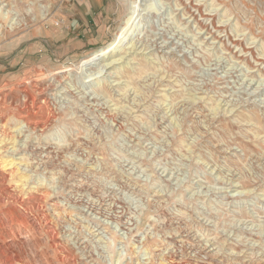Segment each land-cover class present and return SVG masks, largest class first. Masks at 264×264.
Returning <instances> with one entry per match:
<instances>
[{
  "label": "rangeland",
  "instance_id": "374dc122",
  "mask_svg": "<svg viewBox=\"0 0 264 264\" xmlns=\"http://www.w3.org/2000/svg\"><path fill=\"white\" fill-rule=\"evenodd\" d=\"M0 171L33 264H264V0H0Z\"/></svg>",
  "mask_w": 264,
  "mask_h": 264
},
{
  "label": "bare ground",
  "instance_id": "6f19581e",
  "mask_svg": "<svg viewBox=\"0 0 264 264\" xmlns=\"http://www.w3.org/2000/svg\"><path fill=\"white\" fill-rule=\"evenodd\" d=\"M193 17V16H191ZM130 29H133V27H131ZM132 32V31H131ZM122 34L124 36H126V34H124V31H122ZM122 37V36H121ZM120 38L114 39L112 42L108 43L105 47H103L101 50H99L96 53V57L95 58H104L107 57L110 53V50H113L115 47H118L120 45ZM88 78V76H87ZM90 78V77H89ZM54 79V78H53ZM56 83H59L57 81V79L55 80H49L48 85H46L45 88H41L40 92L42 94V98L45 101V98L49 95L50 93H52L55 89H56ZM18 113V112H17ZM22 113V112H21ZM21 113H18L19 116ZM18 116V117H19ZM21 118V117H20ZM55 117L52 116V118L50 117L49 119H46L45 121H31V120H26L25 117H22V119H24V123L26 125L27 128L32 129L33 132L34 131H42L45 127H47L48 125L51 126V122L54 120ZM19 119V118H18ZM113 120V119H111ZM56 121V120H55ZM62 121V120H61ZM120 125V124H119ZM48 128V127H47ZM46 129V128H45ZM51 129V128H50ZM40 133V132H39ZM59 138V137H58ZM55 140V138H54ZM1 172V171H0ZM2 175L1 181H4V178L6 177V175ZM9 178V177H8ZM7 178V179H8ZM6 179V178H5ZM3 183V182H2ZM1 186V185H0ZM8 190V189H7ZM2 191V190H1ZM4 192V191H3ZM7 192V191H6ZM12 193V192H11ZM20 193V192H19ZM14 194V193H13ZM5 195V194H4ZM9 195V193H8ZM51 195V194H50ZM16 196V195H15ZM7 197V196H6ZM50 196H46V198H48ZM13 197H11L12 199ZM9 200V198H8ZM37 203H41V200L38 201L39 199H36ZM1 201V200H0ZM6 201V200H5ZM10 201V200H9ZM44 201V200H43ZM42 201V202H43ZM13 202V201H11ZM16 202V201H14ZM9 203V202H8ZM1 204V203H0ZM13 204V203H12ZM13 206V205H12ZM39 207V206H38ZM10 211V210H9ZM8 211V212H9ZM11 212V211H10ZM2 214V213H1ZM16 218L18 219L17 215L15 214ZM23 216V215H22ZM21 216V217H22ZM44 216V215H43ZM20 217V218H21ZM23 219V218H22ZM26 220V219H25ZM47 224V222H46ZM6 226V224H5ZM4 226V223H0V255H5L6 253H9V257L8 258H4V260H0V264H33V261H29L28 257L26 256V252L27 247L32 246L34 248L33 252L34 254H36L38 252V248L41 245V239L40 236L44 237L43 240L44 242H46V240H49L50 245L49 248L54 249L55 247H57V241H56V236L54 234V231H52V229H50V227L48 225L45 224H36L34 222H24L22 223V228L19 227V229H17V233L13 234L16 232H14V230H12V227H9V230H7ZM8 228V227H7ZM17 228V227H16ZM55 230V229H53ZM57 234V233H56ZM58 236V235H57ZM58 238V237H57ZM8 240V241H7ZM59 241V240H58ZM43 242V241H42ZM32 244V245H31ZM43 244V243H42ZM48 244V243H47ZM62 244V243H61ZM45 247V245H44ZM47 247V245H46ZM60 247V246H59ZM43 248V247H42ZM48 248V247H47ZM62 248V247H61ZM65 248V247H63ZM46 249V248H45ZM57 249V248H55ZM44 251V250H42ZM60 251V249L58 250ZM50 252V251H49ZM48 252V253H49ZM63 252V251H62ZM31 254V252H29ZM47 253V251L45 250V252L43 253V255L48 256L49 254ZM33 254V253H32ZM41 254V253H40ZM48 254V255H47ZM56 254V253H55ZM61 254V253H60ZM64 254V253H63ZM43 255H38L37 258L42 261L43 260ZM35 257V256H34ZM54 257V255H53ZM57 257V256H56ZM32 258V257H31ZM55 258V257H54ZM57 259V258H56ZM62 259V258H61ZM37 260V262L39 261ZM46 260V259H45ZM35 261V260H34ZM47 261V260H46ZM60 261V260H59ZM75 261V260H74ZM48 262V261H47ZM55 262V261H54ZM63 260L61 261L62 264ZM35 263V262H34ZM41 263V262H39ZM45 264V263H44ZM74 264V263H73Z\"/></svg>",
  "mask_w": 264,
  "mask_h": 264
}]
</instances>
